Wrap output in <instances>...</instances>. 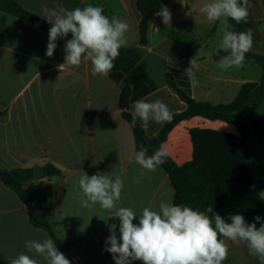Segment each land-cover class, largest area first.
<instances>
[{"label":"crops","instance_id":"crops-1","mask_svg":"<svg viewBox=\"0 0 264 264\" xmlns=\"http://www.w3.org/2000/svg\"><path fill=\"white\" fill-rule=\"evenodd\" d=\"M15 1L44 19L50 28L52 24L42 15L44 9L73 10L88 4L102 7L109 18L115 15L129 25L127 44L119 49L109 75L93 77L87 60L82 59L79 67H59L65 63L64 48L71 33L57 41L53 56L48 57L45 31L0 10V169L43 168L44 177L26 184L34 214L48 221L76 264H115L112 254L104 249L110 247L106 245L110 226L116 225L119 238V219L108 217V211L99 204L91 209L82 207L80 176L106 174L114 179L119 175L124 188L117 207L132 208L137 214L135 224L144 207L158 211L161 202L173 204L175 197L161 165L147 170L135 162L138 149L133 127L123 116V90H129L130 115L138 100H161L175 114L187 105L166 83L165 73L172 75L177 86L194 100L218 105L233 101L243 84L259 82L263 70L258 64L227 71L217 67L219 60L214 57L220 50V22L208 21L199 11L205 0H170L171 26L164 25L162 17L155 14L146 45L141 42L140 16L134 0ZM251 3L257 31L251 50L263 54L264 0ZM191 61L194 78L186 73ZM112 74H119V80ZM259 115L264 121V103ZM137 123L140 125L139 119ZM164 124L152 122L143 130L148 137H157ZM193 128L238 135L234 124L219 120L194 117L180 122L163 143L177 166L193 159ZM48 167L58 174L49 176ZM134 177H140L139 185ZM260 205L264 202L249 210ZM253 222L251 219L249 223ZM46 236L52 239L45 229L32 224L20 197L0 179V264H10L9 260L21 253L45 264L34 251L27 252L24 242ZM227 243L228 257L223 264H259L245 245Z\"/></svg>","mask_w":264,"mask_h":264},{"label":"clouds","instance_id":"clouds-1","mask_svg":"<svg viewBox=\"0 0 264 264\" xmlns=\"http://www.w3.org/2000/svg\"><path fill=\"white\" fill-rule=\"evenodd\" d=\"M251 0H205L199 11L208 21L220 22L218 34L221 36L220 50L226 55L217 62L223 71L230 68L241 69L245 66L246 53L254 43L251 29L237 32L229 20L236 24L247 22ZM42 15L52 24L49 29L46 55L52 57L57 41L71 33L66 40L65 63L60 65L79 67L83 60L90 61L93 77L108 76L114 67L113 61L119 56V49L126 46L125 33L129 25L113 15L104 14V9L88 4L73 10L61 8L59 11L44 9ZM156 15L162 17L166 26H171V12L161 5ZM186 73L194 78L193 65ZM132 124L140 121L142 129L147 130L150 123L171 122L173 114L168 105L161 100L146 102L138 100L131 112ZM148 148L140 146L134 159L143 169L155 170L165 163L169 155L162 144L154 153L147 155ZM143 173H140L142 176ZM139 185L140 177H134ZM82 207L91 209L94 205L108 211V217L119 219V238L116 225L110 226L111 235L106 240L104 250L112 254L115 264H223L228 257V243L245 245L249 254L264 264V218L257 215L253 223L246 222L241 214L230 215V223L219 214L213 213L211 205L206 211L195 210L188 205H176L161 202L159 210L144 207L135 224L137 214L130 207H117L120 200L123 180L119 175L113 179L109 175L84 173L78 179ZM254 187V186H253ZM264 200V191L259 194ZM209 213H213L212 216ZM256 222L260 223L257 228ZM27 252H35L45 264H71L70 260L59 251L51 238L26 240ZM10 264H40V261L21 253L9 260Z\"/></svg>","mask_w":264,"mask_h":264},{"label":"trees","instance_id":"trees-1","mask_svg":"<svg viewBox=\"0 0 264 264\" xmlns=\"http://www.w3.org/2000/svg\"><path fill=\"white\" fill-rule=\"evenodd\" d=\"M134 4L140 16L139 29L143 35L141 42L146 45L151 19L160 11L161 5L170 10V0H134ZM0 10L29 21L49 34V24L15 0H1ZM229 23L237 32L251 29L254 39L256 38L257 31L251 9H249L246 23L236 24L232 20H229ZM224 55L226 53L219 50L214 58L220 60ZM248 64H258L262 67L261 80L257 83L243 84L233 101L218 105L194 100L177 86L172 75L165 73L166 83L186 103L187 108L173 114L172 121L165 122L157 137L153 138L148 137L137 122L133 126L131 115L127 111L129 90H123L121 96L123 116L133 127L138 151L140 146L144 145L148 148L149 156L166 141L170 131L184 120L203 117L212 121L219 120L234 124L237 128L238 135L213 129L193 128L190 130L193 159L182 166H177L167 156L165 163L161 166L168 174L175 191L173 204L188 205L200 211H206L211 205L213 213L219 214L228 202L240 200L248 190L264 188V164L262 163L264 121L259 115L260 107L264 103V53L256 54L250 50L246 53L245 66L241 69ZM112 77L118 81L120 75L112 74ZM47 172L49 176L58 174V171L51 167H48ZM0 179L20 197L28 209L32 224L45 229L71 264H76L67 254V246L57 239L48 221L34 214L32 200L26 188V184L34 179L33 169H0ZM213 213L209 215L212 216ZM241 215L248 223L257 215L264 218V205L257 206ZM229 216L221 217L230 223Z\"/></svg>","mask_w":264,"mask_h":264},{"label":"rangeland","instance_id":"rangeland-1","mask_svg":"<svg viewBox=\"0 0 264 264\" xmlns=\"http://www.w3.org/2000/svg\"><path fill=\"white\" fill-rule=\"evenodd\" d=\"M201 31H203V27H201ZM219 40L221 41V36L218 34ZM215 42H212L211 45H214ZM259 66V65H256ZM262 68V67H261ZM261 191H264V188L258 189L254 188L249 193L245 194V196L240 201H233L226 205L225 209L220 212V216H225L227 214H236L248 211L249 209L255 207L264 202L260 198Z\"/></svg>","mask_w":264,"mask_h":264},{"label":"water","instance_id":"water-1","mask_svg":"<svg viewBox=\"0 0 264 264\" xmlns=\"http://www.w3.org/2000/svg\"><path fill=\"white\" fill-rule=\"evenodd\" d=\"M44 175H45V171L43 168L39 166L34 167V179H40L44 177Z\"/></svg>","mask_w":264,"mask_h":264}]
</instances>
